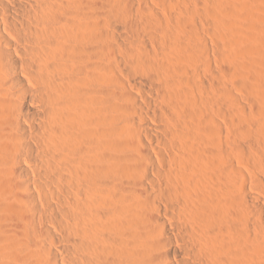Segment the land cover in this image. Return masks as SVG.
Listing matches in <instances>:
<instances>
[{
	"label": "bare ground",
	"instance_id": "6f19581e",
	"mask_svg": "<svg viewBox=\"0 0 264 264\" xmlns=\"http://www.w3.org/2000/svg\"><path fill=\"white\" fill-rule=\"evenodd\" d=\"M0 264H264V0H0Z\"/></svg>",
	"mask_w": 264,
	"mask_h": 264
}]
</instances>
